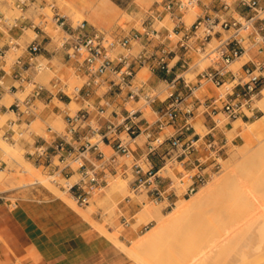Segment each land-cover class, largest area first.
I'll list each match as a JSON object with an SVG mask.
<instances>
[{"label": "built area", "instance_id": "1", "mask_svg": "<svg viewBox=\"0 0 264 264\" xmlns=\"http://www.w3.org/2000/svg\"><path fill=\"white\" fill-rule=\"evenodd\" d=\"M13 4L23 13L34 7L41 20H51L60 33L55 40L40 22L22 15L20 29L33 28L35 34L9 68L6 51L21 44L11 35L0 45V98L20 86L24 90L25 83L33 85L23 98L5 106L16 119L8 120L4 135L15 140L13 125L36 114V100L45 105L60 102L55 108L64 128L48 126L46 135H35L25 156L50 177L72 179L63 187L80 205L89 203L110 178L120 176L128 179L135 195L172 206L222 168L227 138L218 130L222 119L215 116L251 118L261 111L255 101L264 89V0H159L141 29L114 35L87 19H71L54 2ZM195 7L196 17L188 23L185 15ZM166 17L169 23H163ZM13 26L17 22L7 31ZM40 33L47 35L51 53L60 54L62 63L70 66L73 81L56 73L48 82L36 78L52 69ZM200 60L208 64L196 69ZM239 60L240 66L233 68ZM192 68L194 80L187 76ZM143 69L147 77L140 76ZM210 85L216 88L214 94L207 90ZM201 87L206 91L198 95ZM200 112L206 117L204 133L194 124ZM121 216L127 226L129 219Z\"/></svg>", "mask_w": 264, "mask_h": 264}, {"label": "rangeland", "instance_id": "2", "mask_svg": "<svg viewBox=\"0 0 264 264\" xmlns=\"http://www.w3.org/2000/svg\"><path fill=\"white\" fill-rule=\"evenodd\" d=\"M41 1V0H40ZM47 2H54L56 6L60 9L61 12L66 13L71 19H87L90 23L95 24L97 27H101L105 30H107L111 34H119L124 30L125 32H128L133 27H136L138 29H141V23L142 20L145 17V14L153 8L152 5L155 0H134L135 4L138 6L137 11L134 12H128L125 9H116V11L113 13L112 16L108 19V24L103 25L99 24L96 21H94L89 14L87 13L90 10L96 9L98 3H102L101 0H46ZM233 1V0H228ZM0 7L4 11L5 18L0 19V45H2L9 36H14L15 40H17L21 44V48L15 50V49H8L6 51L5 59L7 61V68L11 65L13 60L16 58L17 55L21 54L23 52V47L27 44V42L32 39L34 36V30L33 28H27L24 31L20 29L21 22L19 19H21L22 15H26L31 17L35 22H40L44 29L54 37L55 40H58L59 38V30L56 29V26L54 23L51 22V20L47 19L48 21L44 23L40 16H38V11L34 7L28 8L24 13L18 10L14 4L13 0H0ZM197 8L195 7L192 11H188L185 15V19L188 23H191L195 17L196 14L194 11H196ZM44 11L50 16L52 11L49 7L45 6ZM18 19V20H17ZM17 22V26H13L9 31H7V28H10L13 24ZM163 23H169L168 17H166L163 20ZM15 30H19V35H13V32ZM31 30V31H29ZM4 31V34L1 32ZM57 42V41H56ZM2 58H0L1 60ZM41 60L47 61V59L44 56L40 57ZM50 63L52 64V69H46L42 70L40 73L36 74V78L38 80H41L43 82H48L52 75L55 73L63 76V77H69L71 81L74 80L72 76V69L69 65H64L61 60V55L57 54L55 56H52ZM242 63V60H239L232 64L233 68H237ZM208 64L207 60H200L196 61L195 66L196 69H201L205 67ZM196 71L195 69H190L187 72V76L195 79ZM141 77H147L148 73L146 69H143L140 73ZM32 84L25 83V89L22 90L19 89L15 92H6L3 94V96L0 98V169H4L7 174H19L18 168L20 167L19 162H29L30 164L34 166H38L37 163H34L33 161L29 160L25 156V151L28 148V143H32L35 135L43 134L46 135L47 127L50 126L52 128V125L55 123V121L58 118H61L63 120L62 127L59 129L62 130L65 126L64 119L62 115H60L55 108V105L58 104L62 106L60 102H58L56 99L53 100V103H50L48 105H45L42 101L36 100V114L34 116L23 118V120L17 121L13 128L16 130L15 134V140L7 139L5 138L4 131L6 129V124L9 119H16L15 114L8 110L4 106H9L10 103H12L16 97L23 98L27 93L30 92L32 89ZM198 95H201V92L198 93ZM261 97H264V93L261 94ZM258 99V98H257ZM257 99L255 101V104L259 106V103L257 102ZM75 103H72V106L74 107ZM77 107V105H75ZM3 107V108H2ZM260 107V106H259ZM261 109V107H260ZM149 115L150 113L147 111L146 113ZM264 114V110H261L257 113L256 116H253L251 118H240L241 120L252 122L255 119H257L259 116ZM216 117H220L223 121H221L218 126V130H220V134L227 138L225 151L223 153V160H222V168H224V162L228 158L230 159L232 155L237 151V148L242 146L245 141L239 135L237 132H234L232 130L233 127V120L234 119H227L224 117L223 114H219ZM30 120L31 122L28 123V125L25 123L26 120ZM229 121V122H228ZM206 117L200 112L197 117L195 118V126L197 131L204 133L207 128L205 127ZM226 122H228L227 125ZM225 123V124H224ZM197 126L200 128L198 129ZM38 127V128H37ZM238 128H242L240 125ZM24 130L23 132V138L19 137L18 132ZM224 135H223V134ZM6 141L10 144H15L17 146L22 154V159L16 160L12 158L8 153H6L2 149L3 142ZM252 162H249L253 165H248V170H251L252 172H261V195L264 194V151L258 150L256 151L255 155L252 156ZM253 166V168H252ZM260 166V168H259ZM41 173L44 176H48V173L43 169L42 166H39ZM221 168V169H222ZM256 169V170H255ZM260 169V170H259ZM9 170V171H8ZM223 170V169H222ZM220 170L219 172H223ZM259 170V171H258ZM218 172V173H219ZM1 173V172H0ZM217 173V174H218ZM219 173V174H221ZM2 174V173H1ZM117 179H122L121 177H117ZM211 179V178H210ZM113 180V179H112ZM127 181L128 179H123ZM62 182H56L54 183V187L59 188L61 190H64V187ZM9 188L5 191L0 192V219L2 222H4V225H12V222L10 218H8V213L10 214L11 211L14 209L16 204H19L20 202H38L43 200H49L51 198L57 197L55 190L48 189L45 183L42 181H37L34 183H31L30 180L25 181L22 179V177L19 176V178L13 179L11 184L8 185ZM109 186L103 187L100 191L94 193L91 198L89 199V203L80 205L76 202L77 206L80 208H86L87 205H89V209L92 210L91 212V218L92 220L98 222L99 224H102L106 227L107 230H118L119 231V238L122 235L126 236V232L128 229H133L136 232L135 237H128V241L124 242L126 244L132 245L134 240L141 234L145 233L149 228H151L156 221H146L143 218H141L140 210L144 206L145 203H150L151 201L147 198L145 194H139L135 195L130 191L129 186L127 185V188L124 191L119 192H110L108 189ZM112 193V194H111ZM67 195H71L70 193L66 192ZM130 195L132 199L128 201L127 196ZM188 196H179L180 197H190ZM76 201V200H75ZM157 206L160 207L163 214H166L172 207H174L175 204L172 206H166L165 202L161 203H154ZM76 210V209H75ZM77 211V210H76ZM78 212V211H77ZM79 213V212H78ZM124 215L129 219V224L125 226L122 223V216ZM193 220V217L190 219ZM187 221L183 224V227L172 233V234H166L163 236L159 241H157L154 245L151 247H143L140 250L142 259H149V261L152 263V255L154 252H163L164 254L161 255V258L158 260L157 264H200L195 262H190L186 260L187 257H185L184 252L186 251V243L188 241L196 240V242L200 241L202 238L197 239L198 237H205L207 233H205L206 230H199L201 226L196 228H193L192 226L194 222ZM91 223V221H89ZM135 222V224H134ZM135 226V227H133ZM94 228H96L93 225ZM133 227V228H131ZM192 227V228H190ZM97 229V228H96ZM197 230L200 233H196L195 230ZM201 229V228H200ZM192 232H191V231ZM3 228L0 225V264H14L17 260V257L12 254L11 247L7 240L5 239L4 235L2 234ZM204 232V233H203ZM196 233L200 236L194 235ZM194 235V236H193ZM197 237V238H195ZM171 242L172 246L175 247L173 250V254L168 256L165 252L167 249V243ZM193 242V243H194ZM195 242V243H196ZM118 245V244H117ZM119 246V245H118ZM185 246V247H183ZM120 247V246H119ZM10 253L11 256H9L7 253ZM130 257V256H129ZM240 257L236 251H227V253L221 254V256L211 255L204 264H232L230 263L231 260L234 258L237 259ZM133 264H143L141 261H139L137 258L130 257ZM238 264V263H234Z\"/></svg>", "mask_w": 264, "mask_h": 264}, {"label": "bare ground", "instance_id": "3", "mask_svg": "<svg viewBox=\"0 0 264 264\" xmlns=\"http://www.w3.org/2000/svg\"><path fill=\"white\" fill-rule=\"evenodd\" d=\"M204 91L206 90L201 87L196 93ZM257 102L261 110H264V97L258 98ZM62 124L63 120L58 118L52 125V129L59 130ZM240 125L242 128H238ZM197 128L200 129L198 126ZM232 130L241 135L245 143L237 148L230 159L225 160L224 168L221 169L223 172L213 174L211 179L193 192L192 196L178 198L174 207L166 214H163L156 204L145 203L140 210L141 218L147 222L155 220L156 223L145 233L139 235L132 245L124 243L119 238L118 230H107L105 226L92 220L90 215L92 210L89 209V205L86 208L78 207L73 195H67L65 189L54 187L56 182L66 185L72 181L60 174L56 177L44 176L39 166H34L29 162L24 164L20 161L19 174H7L5 168L0 169L2 173H0V192L7 190L13 179L19 176L25 181L30 180L31 183L42 181L48 189L55 190L57 197L76 209L101 233L118 244L128 256L137 258L143 264H157L164 253L154 252L151 263L149 259H142L141 248L151 247L166 234L170 235L180 230L183 224L192 217L191 224L194 222L193 225L201 226L199 230H206L207 234L204 235L205 237H195L202 238L200 241L195 240V243L193 239L186 243V247L183 246L186 248L184 255L187 261L204 264L211 255L221 256L227 251H236L240 257L231 260L232 264H264V194L261 195V172L260 169L259 172H256V169L252 172L247 167V164L253 165L249 162H252L250 160L256 151L260 149L264 151V114L252 122L241 120L239 117L235 118ZM2 149L14 159H22V154L15 144L4 141ZM168 172L174 175L172 169ZM117 177L120 176H114L108 181L107 186L110 192H121L127 188V185L129 186V181L127 183L123 180L124 178L121 177L122 179L119 180ZM192 227L196 228V225ZM195 231L196 233L201 232ZM174 248L172 243L168 242L165 253L168 256L172 255Z\"/></svg>", "mask_w": 264, "mask_h": 264}, {"label": "crops", "instance_id": "4", "mask_svg": "<svg viewBox=\"0 0 264 264\" xmlns=\"http://www.w3.org/2000/svg\"><path fill=\"white\" fill-rule=\"evenodd\" d=\"M157 1L152 5L157 6ZM101 2L96 9L87 13L103 25L108 24V19L116 9H125L131 13L138 8L134 0ZM121 31L119 34L127 33ZM19 34V30L13 32V35ZM46 37L44 33L39 34V40L49 50L43 51V55H57L51 53L53 49ZM7 81L12 79L7 77ZM207 90L212 94L216 92V88L211 85ZM7 216L12 225H4L1 219L0 225L12 254L17 257L14 264H133L121 247L59 197L38 202H20ZM127 236L135 237V230L128 229L126 236L122 235L120 239L127 242ZM7 254L11 256L9 252Z\"/></svg>", "mask_w": 264, "mask_h": 264}]
</instances>
